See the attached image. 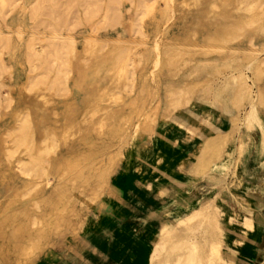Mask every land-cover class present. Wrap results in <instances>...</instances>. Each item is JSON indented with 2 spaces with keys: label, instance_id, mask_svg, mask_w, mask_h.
Returning a JSON list of instances; mask_svg holds the SVG:
<instances>
[{
  "label": "rangeland",
  "instance_id": "rangeland-1",
  "mask_svg": "<svg viewBox=\"0 0 264 264\" xmlns=\"http://www.w3.org/2000/svg\"><path fill=\"white\" fill-rule=\"evenodd\" d=\"M239 1L241 0H221L218 12L221 15L215 16L210 21L202 20L199 22L198 13L193 11L192 8L188 11L189 4L195 2L194 0H0V58L3 63V66L0 67V222H4L3 225L6 226L5 229L8 233L14 228H20L19 232L15 233L16 235L11 233L9 236L1 235L0 244L5 245L4 242L8 243L10 240L22 246V248H29L28 251L26 249L23 256L5 252L7 254V257L5 256L7 259L6 264H36L38 258L44 257L43 255L52 251L54 247H60L65 236L73 234L81 228L83 218L87 212L89 213L88 218H92L91 213L100 209L102 202L107 205V198L109 197V200L114 199L115 203H118L119 195L125 192L126 196L122 203L131 204V209L134 205L137 210L142 211L149 207L152 196L147 192L145 194L141 192L142 195L134 196V192L136 188L145 191L144 183L146 180H150V175H160L161 173L159 170L151 173L140 169L138 171L142 172L140 175H133L131 167L125 166L127 149L134 157H137L140 146H143L148 152L146 158L149 163L148 168H150L149 165L160 153L156 149V145H159L158 147L162 146L163 148H161L165 151V154L159 168L167 169L169 167H165V161L169 160L172 152L181 157L191 146L194 144V146H197L200 143L197 137L193 136L184 127L178 126L175 122L177 117H182L184 113L189 112L191 106H176L172 94L178 93L180 86H177L169 94L170 97L165 95L168 88V79L174 76V81L188 84L191 92L190 104L199 103V107H203L202 112L207 113L215 107L213 100L216 92L224 106L238 114L237 129L233 131L234 144L239 146L238 153L236 149L228 152V148L224 146L225 143L222 141V144H220L222 145L220 146L221 153L218 150V153L215 154L218 146H211L209 152L204 150L206 153L201 152V149L196 152H201V156L196 159L193 168L191 167L192 170L189 168L191 171L186 173V170H189L188 161L190 162L192 159L190 157L185 162L186 164L181 167V170L176 173L175 176L177 177L189 178L191 181L193 180V184L196 182V184L191 185V194L195 196H188L190 200L189 207L194 206L197 201L199 190L207 193L210 197L215 193L218 209L222 211L219 220L224 227V239L227 243H230L236 237L235 233L229 230L230 226L236 232L239 229H244V225L241 223L229 222V215L236 214V218L239 220L242 218L241 216L250 217L251 228L245 227V231H247L245 232V238L235 245L237 250L235 262L236 264H264V160L262 159L264 156V119L260 118L259 121L253 117L245 119L244 113L249 109L246 99L242 96L236 97L237 94L233 92L224 93L220 90V87L217 88V86L223 84L228 75L234 77L241 72L245 75L251 96L255 97L257 93V87L252 83L251 71L246 68L249 67L250 58L239 53L233 55L231 48H246L245 46L249 47L250 41L257 44L264 39V3L260 2L261 0H244L245 3L239 4ZM262 1L264 2V0ZM253 2L254 9H260L259 11L263 13L259 18L261 26L260 30L258 29L259 32L258 30L248 31L238 35L237 38H230L231 43L228 41L226 44H219V47L225 48V52L224 48H221L223 50L220 51L221 54L218 53L220 49L210 50L205 49V47L200 49L193 47L197 45V42L199 44L204 39L205 34H202L205 26L222 21L224 15H238L240 12L245 11L246 4ZM146 3H153L154 10L148 9ZM196 3H199L198 7H201V0H197ZM201 22L202 25H200ZM208 22L209 24H207ZM193 28L194 31L196 30L195 33L192 31ZM52 32L53 34L54 32L56 34L60 33L61 35H57L61 37V40L63 39V42H68L67 36H73L74 48L78 49L82 47L85 36L91 35L101 41L96 45L97 47H92L93 51L90 50L85 55L76 49L72 51L71 48L58 51L61 55L64 53L62 58L69 64L66 65L69 71L66 84L68 92L64 94L53 92L47 94V91L41 85H37L40 81L44 85L50 80L52 73L49 72L50 75H48L47 69L52 64L47 56H45V61L40 60L41 57L36 58L32 54V48H44L49 40H52V44L58 41L56 38L49 37ZM254 33L257 34L255 37ZM39 34L43 36V39H39ZM108 39L111 41L108 42ZM117 39L118 41H116ZM102 40H105V42ZM245 41H248L247 44H245ZM179 42L181 44H178ZM116 43H119V45ZM50 46L49 51L55 52L52 45ZM186 47L188 50H186ZM191 48L196 50H191ZM203 49L207 51H203ZM177 51L181 55L184 54V60L178 59L179 54H176ZM187 51L189 52L187 53ZM203 52L205 53L203 54ZM261 52L259 54L263 53ZM174 55H176V59H173L175 58ZM227 55L228 59L226 58ZM85 59L87 60L85 61ZM197 61L198 63H196ZM222 61L223 63H221ZM104 62L106 63L104 64ZM118 63L127 66H122L124 67L122 69L121 64ZM131 64L133 65L131 66ZM197 64L200 66H195ZM119 66L121 72L117 69ZM108 68L110 69L108 70ZM201 68L202 70L205 69L202 71ZM168 71L172 72L169 74ZM198 71L200 72L198 73ZM115 72L119 73L115 74ZM120 74L127 76L124 77ZM44 76H47L46 80ZM91 79H93V82ZM117 80H120L121 83ZM30 81L33 85H37H34L36 89H34V86L31 88L32 90L29 88L31 87ZM109 84L111 85L109 86ZM104 86H106L105 90L107 91L103 89ZM224 86L225 84L222 87ZM23 88L26 90L24 91ZM93 92L96 96L93 95ZM228 94H231V97ZM40 95H43V97ZM35 102L40 103L46 111L42 114L45 123L65 126L68 133L66 138L68 139L69 134H72L78 126L81 127V135H83L88 128H94L95 121H98L104 115L106 130H109V132L103 139H97L93 134L87 132L88 138L93 142L83 146L81 151L74 154L70 159L67 158L57 162L58 164L53 166L50 174L43 173L44 176H47L46 178L43 175L40 177H27L26 181L28 182H24L26 185L5 193V187L10 188L16 180L19 167L18 160L23 157V154L20 152V147L13 152L12 144L9 143V140L3 142V138L9 129L15 127L21 115L29 111ZM103 106L107 107L102 109ZM181 110L182 112H179ZM66 111H68V114ZM202 112L200 111L201 117L206 114L203 115ZM161 123L166 129L168 128L169 134L177 130L179 136L183 134V139L179 138L175 143L165 139L160 140L158 131ZM210 133L209 136L214 138L216 133ZM237 136L241 139L240 144L236 139ZM146 143H149V146H146ZM8 147L9 149L12 148L9 152L10 155L6 151ZM165 156L167 157L165 158ZM138 172L135 171V173ZM3 173L5 176L1 177ZM124 178L126 179L124 180ZM70 179L72 180V187L78 185L76 188H78L79 197L75 200L73 206L61 207L65 219L55 229L48 226L47 221H44L47 213H50L48 203L37 207L31 206L38 195L37 193L26 194L24 187L30 186L35 181L47 192L52 187L64 183L62 185H65V187H63L62 192L66 195L69 194L66 189L70 185ZM163 179L166 180V178ZM71 189L69 188V190ZM108 192L111 194H108L107 197ZM113 193L116 194L114 197L111 196ZM104 200H106V203ZM90 209L92 211L89 212ZM247 210H250V212H247ZM137 214H139V211H137ZM33 216L38 217L39 222L36 221L31 224L29 220ZM132 219L134 220V217ZM105 228L107 226L105 227L101 219L95 229L104 232ZM23 229L30 230L33 233L31 237L24 236L21 232ZM39 231H43V233H38ZM94 234L98 233L95 232ZM99 238L92 235L91 240L100 248L102 243ZM248 246H250L249 250L245 248L247 252L242 251L243 247L248 248ZM240 247L242 249H239ZM239 250L242 252L239 253ZM244 253H249L252 257H248L249 254H247L245 258ZM0 264L5 263L0 260Z\"/></svg>",
  "mask_w": 264,
  "mask_h": 264
},
{
  "label": "bare ground",
  "instance_id": "bare-ground-1",
  "mask_svg": "<svg viewBox=\"0 0 264 264\" xmlns=\"http://www.w3.org/2000/svg\"><path fill=\"white\" fill-rule=\"evenodd\" d=\"M194 1L195 2L189 4L190 8L188 9V11L191 8L193 11H196V13H198V15H199L198 18H200L199 22L202 20L203 21H210V19L213 20L212 18H214L215 16L221 15V14L219 15V13H218L219 8L221 6L219 2H221V0H201V7H198V4L200 3V1H199V3H196L197 0H194ZM232 1H234V0H232ZM223 2H225V1H223ZM242 2H244V0L239 1V4H241ZM260 2L264 3L262 0ZM253 4H254V2L246 4L247 7L245 8V11L242 13L240 12V14H238V15L228 16V14H227V15H224L222 21L213 22V24L212 23L209 24V22H208L207 24H209V25L205 26V28H203V29H205L204 33L202 34V35L205 34L204 39L201 40L202 42H199V44L197 42V45H194L193 47H197V49L205 47V49H210V50L211 49H217V50L220 49V50H218V53L221 54L222 52H220V51L224 47H219V44L223 45V44H226V42H228V41H229V43H231L232 41L230 42V38H233V37L237 38L238 35H240L242 33H246L248 31H250V32L257 31L261 27L259 24V18L262 16L263 13L261 11H259L260 9H257V8L254 9ZM147 7L150 10H154V4L153 3L152 4L148 3ZM263 9H264V7H263ZM224 12H226V11H224ZM227 13H228V11H227ZM195 17L197 18V16H195ZM261 20H263V19H261ZM202 24L203 23L201 22L200 25H202ZM259 30H258V32H259ZM192 31H194V28L192 29ZM195 31L193 33H195ZM52 34H53V32H52ZM52 34L49 37L56 38V39H58V41H55V42L53 41L54 43L52 44V40L51 41L49 40V43L46 45V47H44V48L41 47L40 49H38V47L37 48L30 47L33 49L32 54L36 58L41 57L40 60L43 59L42 61H45L46 60L45 56H47L48 59L50 58L49 62L52 64V66L47 69L48 75H50L49 72L52 73V77L50 78V80H48V82L44 83V85L41 84L40 83L41 81H40L39 82L40 84L38 83L37 85H41L43 87V89L45 91H47V94L51 93V92H53L55 94H64V93L68 92V87L66 84H67V78L69 76V71L66 68L67 67L66 65H69V64H67L66 63L67 61H65L62 58V55L64 56V53H62V55H61L58 53V51L60 49L71 48L72 51H74V49H76L81 54L85 55V53H89V51L92 50V47L94 48L101 41L99 39L91 36V35L85 36L83 38L82 47L80 49H78V48H74V42H73L74 39H72L73 36L72 37L67 36L66 39H68V42H65V41L63 42V39L61 40V37H59L57 35L60 33L56 34V32H54V34L53 35ZM255 35H257V34L254 33V37H255ZM193 36H194V34H193ZM250 36H246V37H250ZM42 37L43 36L40 35L39 39H43ZM235 38H234V40H235ZM251 38L252 37H250V39ZM44 40H46V39H44ZM184 40H187V39H184ZM189 40H190V38H189ZM102 41L105 42V40H102ZM107 41L110 42L111 40L108 39ZM116 41H118V39ZM247 42L245 44H247ZM200 43H202V44H200ZM64 44H66V45H64ZM116 44L119 45V43H116ZM178 44H181V43L179 42ZM50 45H52V48H54L55 52L49 51V49L51 48ZM227 45H228V43H227ZM248 45H249V47L245 46L246 48L234 47V48H231V50L233 52L232 53L233 55H235V54L238 55V53H239L241 55L244 54V56L247 55V57L250 58L249 64L247 62L249 67H246V68L250 69L251 74H252V83L257 87V93L255 94V97L251 96L250 87L247 84L245 75H243L241 72L237 73V75L234 77H232L231 75H228L226 77V79L224 80L223 84L217 86V88L220 87V90L223 91L224 93H228V92L236 93L238 95V96L236 95V97H238V98L240 96L244 97V99H246L245 101H247V103L249 105V109L244 113L245 119L246 118L249 119L250 117H253L255 120L259 121L258 119H260V118L264 119V47H263L264 46V39L257 44L250 41ZM49 46H50V48H49ZM181 46H183V45H181ZM235 46H236V43H235ZM115 48H117V47H115ZM193 49L191 48V50H193ZM228 49H230V48H228ZM186 50H188L187 47H186ZM195 50L196 49H194V51ZM51 51H53V50H51ZM120 51H123V50L121 49ZM120 51H119V53H120ZM200 51H202V50H200ZM203 51H207V50L203 49ZM228 51H227V54L230 52V51L229 52ZM173 52H172V54H173ZM188 52L189 51H187V53ZM224 52H225V48H224ZM260 52L262 54H259ZM111 53H113V52H111ZM191 53H193V52H191ZM204 53L205 52H203V54ZM176 54H179L178 55L179 60L185 59L183 53H182L183 55H181L180 52H178ZM130 55H128V56H130ZM228 55L226 57L227 59H228ZM167 56H168V54H167ZM174 56H175V58H173V56H172V58L176 59V55H174ZM191 56H192V54H191ZM230 56H232V55H230ZM192 57H194V55ZM192 57H190V58H192ZM233 57L235 58L236 56H233ZM126 58H127V56H126ZM98 59H99V57H98ZM118 59H120V58H118ZM86 60L87 59H85V61ZM219 60H221V59H219ZM126 61H127V59H126ZM198 61L196 63H198ZM106 62H104V64ZM134 62H136V61L134 60ZM134 62H133V64H134ZM204 62H205V60H204ZM227 62H229V61H227ZM242 62H244V61H242ZM122 63H120L121 67L127 66V65H123L124 63L123 64ZM179 63H180V61H179ZM221 63H223V61ZM133 64H131V66ZM100 65H102V64H100ZM108 65H111V64H108ZM1 66H3V63H2V60L0 58V67ZM129 66H130V64H129ZM195 66L199 67L200 65L197 64ZM123 68L124 67H122V69ZM109 69L110 68H108V70ZM117 69L119 72H121L120 66H119V68L117 67ZM83 70H80V71H83ZM201 70H202V68H201ZM200 71H198V73ZM44 72H45V69H44ZM75 72H76V70H75ZM96 72H97V70H96ZM119 72H115V74H117ZM129 72H131V71H129ZM170 72H172V71H170ZM170 72H169V74H170ZM122 73H124V72H122ZM185 73H183V74H185ZM187 73L189 74V72H187ZM98 74H100V73H98ZM108 75H109V72H108ZM120 75H123V74H120ZM195 75H196V73H195ZM123 76L125 77L127 75H123ZM131 76H132V73H131ZM131 76H128V77H131ZM46 77H45V80H46ZM105 77H107V76H105ZM114 77L116 78L115 75H114ZM120 77H119V79H121ZM170 77H171V75H170ZM173 78L168 79V88H167V91L165 92V95L170 97L169 94H171L172 91L177 86H180L181 88H180L179 92L172 94V95H174L173 98H175L176 106H179V105L191 106V110L187 113H184V115H182V117H177L175 122L177 123L178 126L184 127L188 132L193 134V136L197 137V139L200 140V143H198L197 146H194L188 152V154H186L187 155L186 159H182V160L177 161V160L170 157L171 159H170L169 163L171 161H173L172 163L174 164V166H172V164L170 165V167L172 166V169H170L169 172L180 171L181 167L183 166L185 161L188 160L190 157L192 159H191L189 164L192 167L196 163L195 162L196 159L200 158L201 152H204V153L209 152L211 146H214V147L218 146V148H216L217 150H216L215 154L218 153L217 152L218 150L221 153L220 146H222V145H220V144H222V141H224V143H225L224 146L226 148H228L227 149L228 152H232L233 150L236 149L237 153H238L239 146L234 144L235 138L233 136V131L234 130L236 131V129H237L238 114L234 111L229 110L226 106H224L223 102L220 101V99L218 98V94L216 92H215V98L213 100L215 107L213 106L214 108L211 111H208L207 113L205 111L202 112L203 107L202 106L199 107V105H200L199 103L195 102L194 105L190 104L191 103V97H190L191 92H190V87L188 86V84L176 82L173 80ZM108 79H109V77H108ZM112 79H113V77H112ZM112 79H111V81H112ZM133 79H134V77H133ZM133 79H131V80H133ZM91 80L93 82V79H91ZM81 81L82 80L80 78V82ZM117 81L120 82V80H117ZM30 82H31V85H30L31 87H29V86L28 87L31 89L36 84L33 85L32 81H30ZM33 82H35V81H33ZM110 82H108V83H110ZM112 82H111V84H112ZM130 82H132V81H130ZM90 84H92V83H90ZM111 84H109V86ZM127 84H129V83H127ZM224 84H225V86L222 87ZM36 86H34V89H36ZM190 86H192V85H190ZM28 87H26V89H28ZM105 87L106 86H104V88H103L104 90H105ZM114 87H116V86H114ZM114 87H113V89H114ZM23 89H24V91L26 90L25 88H23ZM107 89H108V87H107ZM31 90H29V91H31ZM37 90H38V88H37ZM126 90H127V87H126ZM105 91H107V90H105ZM115 92H116V90H115ZM100 93H102V91H100ZM93 95H95V93ZM233 95L235 97V94H233ZM88 96H89V94H88ZM112 96H116V95H112ZM119 96H120V94H119ZM41 97H43V95ZM83 97H82V99H83ZM239 100H237V101L239 102ZM92 101H94V100H92ZM167 103L169 104V101ZM106 107L107 106H103L102 109H105ZM200 111L202 112L203 115L205 113L206 114L201 117ZM44 112H46V111L44 110L43 106L40 103L38 104V102H35L30 107L29 111H27L26 113H23L21 115V117L18 120L15 127L12 129H9L3 138V142H6L9 140V143H11L13 146L12 147L13 150H12V148L9 149V147H8V149L6 148V151L8 152L9 155H10V153H9L10 150L15 152V150L19 147L21 148L20 152H22V154H23V157H20L18 160L19 167H18V174L16 175V180H14V183L10 188L5 187V189H6L5 193H8L10 190H12L14 188H19V187H22L23 185H26L24 182L27 180V177H40L41 175H43L44 172H47L48 174H50L53 166L58 164L57 162L62 161V160L67 159V158L70 159L74 154H76L77 152L79 153L83 146L89 145L93 142L92 140H90V138H88L87 132L90 134H93V136H95L97 139H99V138L103 139L105 137V135L108 134V132H109V130H106L105 115H104L98 121H95L96 125L94 126V128H92V127L88 128L84 132V134L81 135L82 129H81V127L78 126L76 129H74L72 134L71 133L69 134V139H68V138H66L67 137L66 135L68 133L66 132L65 126H59L58 124H55V123H53V124L45 123V121L42 117V114H44ZM179 112H182V110ZM66 113L68 114V111H66ZM93 113H91V114H93ZM46 120H47V118H46ZM160 125H161V127L158 131V138L160 140L165 139L167 141H172V140L178 141V137L175 134L176 132L170 133L171 134L170 135L169 132L167 131L168 128L166 129V127L162 123ZM72 130H73V128H72ZM210 132L216 133L215 135L213 134L215 136V137L213 136L214 138L209 136ZM237 135H238V133H237ZM236 139L238 140V142L240 144L241 143L240 137L237 136ZM243 140H244V138H243ZM156 146H157L158 151H160V153H158V155L155 157V165L152 166L153 171L157 170V168H158L157 166L162 161L164 154H165V151L162 150V148H163L162 146H161L162 148L158 147L159 145H156ZM201 149H202V151L200 153H196L197 151H200ZM3 152L5 153V150ZM146 153L147 152L145 150L142 151L141 161L143 162L144 165L147 162V159L145 158ZM204 155H202V156H204ZM214 156H216V155H214ZM166 157L167 156H165V158ZM168 167H169V164H168ZM215 167H217V165H215ZM192 168H191V170H192ZM194 168H195V166H194ZM191 170H186V173H187V171L189 172ZM179 175H181V174H179ZM4 176H5L4 173L1 174V177H4ZM46 177L47 176H44V178H46ZM71 181L72 180L70 179V185L66 189V190H68L69 194H66V195H64V193L62 192L63 187H65V185H62L64 183H61L55 187H52L47 192L41 188V185L37 184L38 182L36 183L35 181H34L35 183L33 182L30 186L24 187V192L26 191V194L37 193V195H38V198H35V200L31 204V206L37 207V206L43 205L44 203L45 204L48 203L51 211L49 210L50 213H47L44 221H47L48 226H52L55 229L58 228L64 222V219H65V215L63 214V209H61V207L62 206L63 207L64 206L65 207L73 206L75 200L79 197L78 192H77L78 188H76L78 185H76V187H72ZM26 182H28V181H26ZM69 188H72V189L69 190ZM73 188H75V189H73ZM79 188H81V187L79 186ZM232 191H234V190H232ZM41 196H44V197H41ZM216 198H217V195L215 193H213L212 197L208 196L207 193H204V194H201L197 198V201L195 202L194 206H191L188 208H181L178 211H173V212L161 214L157 218V220L154 222L152 230L147 235L149 246L147 249L145 248L146 250L144 249V252H143L144 258H145L144 261L142 260L143 256H141V260L143 261V262L141 261L142 264H236L235 258H236L237 250L235 248V245L238 244L239 242H241L245 238V235H246L245 232H247V231H245L246 228H251V224H252L251 218L245 215V216H241L242 218L239 220L236 218L237 217L236 214L229 215V217H228L229 222L235 221L237 223H241L242 225H244V227L242 226L244 229H239V231L236 232V231H233L231 226H230L229 229H231V231L235 232L236 237L234 239H232V241L230 243H227L224 239V236H225L224 227L222 226V224L219 220L222 211L220 209H218ZM247 212H250V211L247 210ZM224 215H226V214H224ZM29 221L31 224L36 222V221L39 222V218L33 216L30 218ZM126 222H128V221H126ZM3 223H4L3 221L0 222V236L1 235L9 236L10 233L16 235L15 233H18L20 230V228L18 227V228L12 229L11 232L8 233L7 229H5L6 226H4ZM224 224H225V222H224ZM21 232L24 236H26L28 238L31 237V235L33 234L30 230H27V229H23V231H21ZM38 233H43V231H39ZM253 237H254V234H253ZM252 240H254V239H252ZM4 243H6V244L5 245L0 244V260H2L5 264L7 263V259H6L7 254L6 253H16V254H19L20 256L25 255L26 249H27L26 247L22 248V246H19L16 243H14V241H10V240L8 241V243L7 242H4ZM244 244H246V243H244ZM244 244H243V246H244ZM249 247L250 246H248V248L243 247L244 249H242V247H240L239 249H242V251L247 252V251H245V248L247 250H249ZM28 250H29V248L27 249V251ZM242 251L239 250V253ZM249 253H251V252H249ZM249 253H247V254H249ZM247 254L244 253V256ZM241 255H243V254L241 253ZM249 256H251V255L249 254L248 257ZM245 258H246V256H245ZM139 264H141L140 261H139Z\"/></svg>",
  "mask_w": 264,
  "mask_h": 264
},
{
  "label": "crops",
  "instance_id": "crops-1",
  "mask_svg": "<svg viewBox=\"0 0 264 264\" xmlns=\"http://www.w3.org/2000/svg\"><path fill=\"white\" fill-rule=\"evenodd\" d=\"M173 132H176L175 134L178 139H183V134L179 136L177 130ZM176 141L172 140L171 142L175 143ZM147 145L149 146V143H146V146ZM194 145L191 146V148L181 157L175 155L174 152H172L169 157L177 161L186 159V154H188ZM140 147L139 155L137 157H134L130 150L127 149L125 159L127 163L125 162V166L131 167L133 175H140L142 173L138 172L140 169L141 171L147 170L148 172L154 173L156 170L153 171L152 166L155 165V159L149 165L150 168H148V161L144 165L141 161V156L142 151H146V149H144L143 146ZM171 158L165 161V167L169 164L167 170L159 168L158 165L157 170H159L161 174L150 175V180L145 181V191L137 190L136 188L134 192V196L140 195L141 192H144V194L147 192L152 196V202L148 205L149 207L146 210H137L135 205L133 206V209H131V204L125 202L122 203L126 196L125 192L119 195L117 199L118 203H115L114 199L109 200V197L107 198V205L102 202L101 208L91 213L92 218H88L89 213L87 212L83 218L81 228L75 233L65 236L60 247H54L52 251L47 253L48 255H43L44 257L39 256L40 258L37 259L36 264H139V261L142 264L145 259L143 254L144 249H147L149 246L147 235L152 230L153 224L157 218L164 213L178 211L181 208H188L190 204L188 196H195H193L190 191L191 185L196 184L195 180V183L193 184V180L191 181L189 178L175 176L179 171L169 172V170L172 169V166H174L172 163L173 161L169 163ZM262 159L264 160V156ZM189 163L190 162H188V169L191 168ZM171 164L172 166L170 167ZM185 164L186 163L183 165ZM135 171L138 173H135ZM163 178H166V180ZM125 179L126 178H124V180ZM204 193L205 192L199 190L197 198ZM108 194L111 193L108 192L106 195L107 197L109 196ZM115 195L116 194L113 193L111 196L114 197ZM104 201L106 203V200ZM90 211L92 210L90 209L89 212ZM137 211H139V214H137ZM133 217L134 220L132 219ZM101 219L103 224H105V227L107 226L104 232L95 229L96 226L99 225ZM129 229L132 230L130 231ZM95 232L98 234H94ZM92 235L100 237L99 240L102 243L100 248L94 244V241L92 242ZM141 256H143V261L141 260Z\"/></svg>",
  "mask_w": 264,
  "mask_h": 264
}]
</instances>
